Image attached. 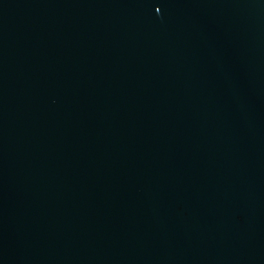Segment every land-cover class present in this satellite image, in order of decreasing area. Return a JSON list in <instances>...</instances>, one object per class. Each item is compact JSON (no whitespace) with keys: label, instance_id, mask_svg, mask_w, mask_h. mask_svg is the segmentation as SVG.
<instances>
[{"label":"water","instance_id":"water-1","mask_svg":"<svg viewBox=\"0 0 264 264\" xmlns=\"http://www.w3.org/2000/svg\"><path fill=\"white\" fill-rule=\"evenodd\" d=\"M0 264H264V0H0Z\"/></svg>","mask_w":264,"mask_h":264}]
</instances>
